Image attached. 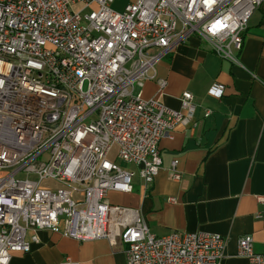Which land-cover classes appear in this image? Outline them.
Returning <instances> with one entry per match:
<instances>
[{"label": "built area", "instance_id": "2783aa9c", "mask_svg": "<svg viewBox=\"0 0 264 264\" xmlns=\"http://www.w3.org/2000/svg\"><path fill=\"white\" fill-rule=\"evenodd\" d=\"M113 1L0 0V171L8 170L0 176V264L29 253L43 230L126 246V264L223 258V236H155L138 210L109 204L107 194L133 190L135 173L120 163L148 189L161 168L160 140L192 118L191 93L183 92L178 111L159 100L166 81L155 77L157 62L196 35L236 63L264 0H134L120 13ZM147 79L158 92L144 100L136 86ZM210 93L221 95L218 86ZM168 172L180 180L175 161ZM48 180L55 186L43 185ZM237 255L264 264L251 235L237 240Z\"/></svg>", "mask_w": 264, "mask_h": 264}, {"label": "crops", "instance_id": "0c3cea01", "mask_svg": "<svg viewBox=\"0 0 264 264\" xmlns=\"http://www.w3.org/2000/svg\"><path fill=\"white\" fill-rule=\"evenodd\" d=\"M234 57L236 63L219 58L196 35L162 56L154 68L155 77L166 81L159 100L178 111L183 92L191 93L192 118L160 140L161 168L148 189L133 167L120 163L135 173L133 190L107 194L109 204L138 210L155 236H223L219 264H247L237 255V240L246 235L254 252L264 254V3ZM213 86L220 96L210 93ZM138 91L144 100L154 97L156 80H144ZM173 161L179 181L169 177ZM37 235L31 251L12 254L10 264H60L66 257L76 264H126V246L112 248L105 239L78 241L45 230Z\"/></svg>", "mask_w": 264, "mask_h": 264}, {"label": "rangeland", "instance_id": "374dc122", "mask_svg": "<svg viewBox=\"0 0 264 264\" xmlns=\"http://www.w3.org/2000/svg\"><path fill=\"white\" fill-rule=\"evenodd\" d=\"M131 2H134V0H114L113 3L110 5V9H112L115 12L120 13V12H123L125 6ZM82 8H83V5H81V4H78V5L72 7V9L75 11L81 10ZM91 10L92 9H87V10H85V13L89 12ZM115 156H116V147H113L110 154L108 155V159L114 160ZM122 166L125 168H131V166H127L126 164H122ZM6 174H8V170L0 171V176H2V175L4 176ZM18 178H24V175L20 174V175H18ZM54 184L55 183L53 181H50V180L43 182V185H45V186H52L53 187V186H55Z\"/></svg>", "mask_w": 264, "mask_h": 264}]
</instances>
